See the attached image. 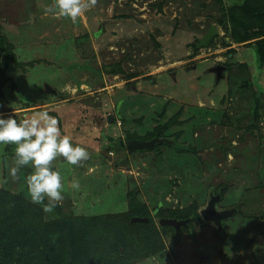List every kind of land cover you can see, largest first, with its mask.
I'll list each match as a JSON object with an SVG mask.
<instances>
[{"label": "rangeland", "instance_id": "1", "mask_svg": "<svg viewBox=\"0 0 264 264\" xmlns=\"http://www.w3.org/2000/svg\"><path fill=\"white\" fill-rule=\"evenodd\" d=\"M241 1L95 0L72 21L46 11L54 0H0V116L19 121L47 110L89 153L81 166L52 162L64 199L45 221L140 205L155 222L167 214L191 219L190 228L175 236L156 225L159 255L143 241L149 229L135 230L140 239L128 240L138 252L125 264H264V18L246 17L236 31L239 38L245 28L247 39L234 41L225 7ZM150 135L158 139L152 148L128 152L131 136ZM14 152L0 145V195L31 203L20 173L33 169L13 178ZM217 195L216 210H234L221 228L195 216ZM75 221L70 228L95 246L97 259L106 229ZM15 240L8 264H30L34 252ZM58 249L47 256L57 261Z\"/></svg>", "mask_w": 264, "mask_h": 264}, {"label": "trees", "instance_id": "2", "mask_svg": "<svg viewBox=\"0 0 264 264\" xmlns=\"http://www.w3.org/2000/svg\"><path fill=\"white\" fill-rule=\"evenodd\" d=\"M241 3L240 6L225 7L226 11L224 17L229 21V25L233 29L234 41L247 39L248 31H246L245 28L241 29L242 31L240 30V36L241 34L244 35L242 37L238 38L239 31H236L237 28H240V25L242 26V21H244L246 17L247 21H252L253 24L261 22L260 20L264 18L263 11H261L263 5L261 0H242ZM263 24L264 22L258 23L257 26L263 27ZM259 33L261 32H253L251 34H253L252 36L254 37V34L259 35ZM4 47L5 38L0 34V53L6 54ZM132 47L133 49L131 50H129V48L127 49L129 55L136 49V47ZM137 49L140 52L142 51V48L137 47ZM156 136L157 135H150L147 139L149 140ZM134 138L136 137L131 136V140ZM24 172L20 174H24L26 178L28 171ZM144 209L145 213L143 212ZM146 210H148L147 207L144 208L143 206L137 205L131 206L126 212L120 214H106L105 216L92 217L95 220V229H106L105 232H107L103 239V245L98 249L99 254H96L97 259H95V246H91L90 250V246L85 245L80 234L72 231L70 228V223H76L75 220L81 222L94 221L91 217H84L86 221L82 218H72L69 219L71 221L68 223H65L67 221L63 222L62 219L55 222H47L44 220V212L41 207L31 204L19 196L10 194L8 191H3L2 195H0V264H8V256L12 254L11 240L14 239H16L15 243H17V241L21 243V246L26 252H29V250L34 252L29 259L30 264H40V262L42 264L131 263L134 259V254L138 251L132 249L133 245L129 243L128 237L135 235L137 239H140L139 236L134 234V231L145 228L149 229V231L146 237H144V240L143 238L141 240L151 244V254L159 255V246H154L152 244L154 241L153 238L159 233L156 225H159L161 229L171 230L175 236H178L179 230H175L168 225L161 226L151 218L152 216ZM195 216H197L196 218L198 219L201 218L199 214H195ZM133 217L147 218V221H132L131 219ZM160 218L179 219L176 216L171 217L167 214H163ZM160 218H158V220ZM190 221L191 219L187 222L188 226L190 225ZM117 228L118 230H116ZM77 229L80 230V226H78ZM15 230L19 232L15 234ZM65 233L66 235H64ZM144 246L145 244H143V247ZM55 248H60L58 249L59 252L56 250L57 254L62 253V255H58L59 259L57 261L47 256L48 253ZM111 255H114V257Z\"/></svg>", "mask_w": 264, "mask_h": 264}, {"label": "clouds", "instance_id": "3", "mask_svg": "<svg viewBox=\"0 0 264 264\" xmlns=\"http://www.w3.org/2000/svg\"><path fill=\"white\" fill-rule=\"evenodd\" d=\"M94 4L95 0H54L46 11L76 21ZM9 144L15 145V166L10 168V175L15 178L22 167L31 166L33 171L25 179L30 202L40 205L44 213H54L64 199L65 186L52 162L61 158L68 165L81 166L89 158L88 151L62 134L58 119L47 110L19 121L11 115L0 116V145ZM71 187L78 189L79 181L73 180Z\"/></svg>", "mask_w": 264, "mask_h": 264}, {"label": "water", "instance_id": "4", "mask_svg": "<svg viewBox=\"0 0 264 264\" xmlns=\"http://www.w3.org/2000/svg\"><path fill=\"white\" fill-rule=\"evenodd\" d=\"M216 33L214 28H211L200 40L199 44L201 46L207 44L212 38V36ZM222 66H219L215 69L216 76L220 77L221 75ZM45 91L49 93H54V90L48 88L45 86ZM111 116H108L107 121L110 122ZM158 141V139H152L149 141H143V140H129L126 142V147L129 153H131L133 150H143V149H149L152 148L154 143ZM219 196H213L210 198L207 206L201 210L200 215L201 217L209 222H212L215 224L218 228H221V221L227 217H229L232 214V210H226V211H218L215 208V203L218 200ZM132 221H147V218H141V217H133L131 219ZM189 219H183L178 220L176 218H160L158 220V223L163 225H168L173 227L175 230H177L179 227L189 228L187 225Z\"/></svg>", "mask_w": 264, "mask_h": 264}, {"label": "crops", "instance_id": "5", "mask_svg": "<svg viewBox=\"0 0 264 264\" xmlns=\"http://www.w3.org/2000/svg\"><path fill=\"white\" fill-rule=\"evenodd\" d=\"M233 211H234V210H232V214H233ZM232 214H231V215H232ZM231 215H230L229 217H227V218H225V219L222 220L221 226H222V224H223V221H224V223H226V220L229 219V218L231 217ZM211 223H212V222H211Z\"/></svg>", "mask_w": 264, "mask_h": 264}, {"label": "flooded vegetation", "instance_id": "6", "mask_svg": "<svg viewBox=\"0 0 264 264\" xmlns=\"http://www.w3.org/2000/svg\"><path fill=\"white\" fill-rule=\"evenodd\" d=\"M221 223H222V221H221ZM223 223H224V221H223Z\"/></svg>", "mask_w": 264, "mask_h": 264}]
</instances>
